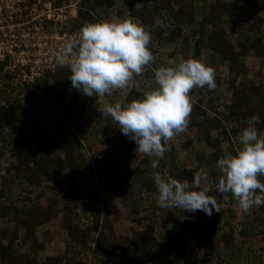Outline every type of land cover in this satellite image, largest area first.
<instances>
[{"label":"trees","instance_id":"1","mask_svg":"<svg viewBox=\"0 0 264 264\" xmlns=\"http://www.w3.org/2000/svg\"><path fill=\"white\" fill-rule=\"evenodd\" d=\"M138 2L141 5H138ZM113 4L112 0H84L78 10L77 18L71 25V32L79 31L85 23L101 21L95 13L99 10L108 13V9ZM245 6L264 10V0H129L131 20L145 25L150 30L149 48L153 54V61L144 67L141 74L134 75L123 89H112L103 97L84 95L82 100L77 99L80 91L71 87L68 79L71 73L67 65L56 73L47 72L40 79L38 91L42 95L33 93L30 94L33 100L29 98L24 100L19 98L20 91L14 86L16 79L5 74L2 70L3 64L0 63V98L4 105V114L0 117V165L5 156L15 159L6 170L7 177H15L14 188L23 187L32 192L33 188L42 184V177L49 171L55 174L59 183L72 181L76 173L84 169L88 160L82 151L84 145L82 137L87 136L82 132L83 126H86L85 104L93 102L92 105L100 109L106 104L119 102L124 105L134 99L142 98L145 91L157 87L149 80L154 75L155 69L167 65L169 60L175 61V58H179V61L187 58L202 61L209 53L217 54L219 58L218 66L214 69L215 81L216 85L226 84L227 81L229 87L227 86L226 92L230 95V104L234 107L231 113L238 111L246 123L252 115H259L260 122L256 124V128L261 133L264 130V80L256 83L250 70L253 61L248 63L247 58L264 57V18L257 15L251 21L245 20ZM224 15H232L233 20L225 22L222 19ZM238 27L242 29L244 42L237 43L232 37ZM169 45L174 46L175 50H171ZM191 46L195 48L194 55L190 53ZM232 73L234 75L229 77ZM210 93L212 91L206 86L197 87L192 93L197 99L195 101L191 99L187 126L182 133L168 142L164 157L159 160V166L155 170L161 176L167 170L169 173L175 171L181 174V181L186 180L191 183L193 180L191 170L177 156L179 145L187 148L186 153L190 157L209 164L213 163L212 155L197 150L194 142L196 137H199L209 146H217L220 140L212 138L210 130H204L203 135L201 132H196L194 137L189 134L192 128L202 125L201 117H206V97ZM45 96L52 99L51 102L57 103L71 96V100L67 102L68 108L62 110L64 118L59 120V124L54 123L57 108L47 101ZM32 101L44 105L42 110L46 114L44 122L34 121L29 116ZM216 119L213 117L211 121L212 128L218 127ZM69 121L75 126L80 124L78 133L71 132V140L65 129L61 128L62 123ZM96 121V127L95 125L93 127L105 129L111 136L115 135L113 131L115 125L112 124L111 117L103 115L99 110ZM27 128L41 129V133H44L42 139L38 135L41 133L36 130L27 135L25 133ZM118 131V138L114 136L115 143L113 140L109 152L96 158L94 164L100 172L104 168L109 173L108 179L112 181L111 184L103 187V191L119 194L123 189L126 191L131 189L137 203L145 204L146 200H143V196L156 195L151 168L153 158L137 153L134 141L123 135L119 128ZM54 134L61 136L59 142L52 143L54 137H57ZM58 149L59 153H56ZM141 155L143 158H140ZM107 160L110 161L109 165L106 164ZM140 161H147L145 168H141ZM129 168L133 171L126 173L128 171L126 169ZM4 177L0 176V199L5 198L4 200L9 202H2L1 217H7L11 213L9 203L13 200L12 194L6 196L5 188L1 184ZM259 179L264 182V176H260ZM72 185L70 191L77 183ZM208 188L207 194L217 201L221 212L214 210L212 215L208 216L202 211L182 214L181 209H172L168 216H164L157 210L150 212L146 209L141 216L135 217L140 228L133 231L134 237L127 238L126 245L116 238V224L111 217L115 215L122 221V208L114 207L113 202L109 200L110 194L107 193L105 198H101L99 195L77 191L74 194L75 205H78L79 199L82 202L81 206H75L79 213L73 215L71 220L65 218L64 230L59 236L65 242L69 243V240H73L74 243L81 245L95 258L94 263L97 260L102 261V255L110 251L109 263L135 264L136 258L143 254L146 248L155 246L153 254L158 259L157 264H191L186 244L187 236L192 232H200L199 241L204 246L208 264L214 263L215 256H221L222 259L224 254L231 250L229 256L238 258L237 264H252L248 256L234 255L235 235L237 232L245 238L264 235V214L257 216L253 206L245 212L242 220H236L237 215L230 198L232 194L217 191V178ZM30 199L24 197V201ZM39 200L40 198L36 197L35 204L31 203L30 207H24L25 205L15 207V214L11 218L14 228L12 231H6L4 237L0 238V264H59L64 259L58 256H46L43 260L40 259L42 251L36 249L37 236L34 229L51 223L59 216L60 211L56 203L45 207L37 203ZM181 215L185 218L181 219ZM220 218L224 219L222 225L218 224ZM157 224L161 228L166 227L163 234H159ZM21 230L26 232L24 238L19 235ZM96 232L95 246L86 245V241ZM224 259V262L219 264H232L227 257ZM66 263L77 264L71 259H66Z\"/></svg>","mask_w":264,"mask_h":264},{"label":"clouds","instance_id":"2","mask_svg":"<svg viewBox=\"0 0 264 264\" xmlns=\"http://www.w3.org/2000/svg\"><path fill=\"white\" fill-rule=\"evenodd\" d=\"M150 39L143 26L130 19L85 23L65 45L71 57V87L88 97H103L112 89H123L153 61ZM56 59L61 66L66 63L62 52L56 54ZM154 80L157 87L145 91L142 98L124 105L106 104L100 112L111 117L112 124L134 141L137 153L153 158L152 179L159 207L181 209L182 214L202 211L211 216L214 210L221 212L217 201L207 194L209 188L201 186L204 177L200 174L189 183L171 176L164 178L155 171L168 142L187 126L190 91L194 87L216 88L214 70L195 58L169 60L155 69ZM259 122L260 116L252 115L237 137L240 147L235 154L225 153L216 160L221 173L217 191L230 192L245 212L264 205V182L259 179L264 176V135L256 128ZM6 168V164L0 165V176L7 175Z\"/></svg>","mask_w":264,"mask_h":264},{"label":"rangeland","instance_id":"3","mask_svg":"<svg viewBox=\"0 0 264 264\" xmlns=\"http://www.w3.org/2000/svg\"><path fill=\"white\" fill-rule=\"evenodd\" d=\"M113 5L110 6L108 9V13H102L103 11L99 10L97 13H95V16L99 18L101 21L104 20H112V21H119V20H124V19H130L129 17V0H112ZM138 5H141L140 2H138ZM71 9H75L72 7ZM102 16H101V15ZM245 20H253L255 16L260 15L264 16V12L260 9L257 11V13L249 12V9H245ZM76 16V13L75 15ZM77 17H71L70 20V25L73 24ZM225 22H230L233 20L232 15H225L222 17ZM143 26L144 30L150 34V30L148 27L145 25L140 24ZM70 29V28H69ZM241 28L238 27L235 31V33L232 35L233 39L235 42H244L245 40L241 38L240 32ZM237 32V33H236ZM8 34V33H7ZM15 35L18 38H21L22 40H25L26 43L30 44L31 42H42L43 40L40 38L38 40V37L45 36V33H37V34H28V33H15ZM34 36V39L33 37ZM10 34H8L6 37H4V43L2 46L4 48H10ZM18 42L20 39H17ZM56 41L55 38L50 39ZM26 51V54L30 52L32 55L35 56V59L38 60L39 56V49L37 46H34L32 48H26L24 45L21 46ZM171 50H175L174 46H170ZM194 46L190 47V50H192L190 53L194 55ZM185 51V50H184ZM17 54H20L19 51H17ZM25 56V54H21ZM185 55V52H184ZM21 58V57H20ZM219 56L215 53H209L207 56L205 55V58L201 61L204 63L206 66L211 67L212 69L215 67L217 68ZM251 60H255V64H264V57L257 58V57H248L247 61L248 63ZM175 62H180L179 58H175ZM254 65V63H252ZM251 66V65H250ZM62 67H58L56 72L61 70ZM213 69V70H214ZM251 74L253 73V76L255 78L256 83H259L263 80V76L261 74H258V71H255L254 68L251 67ZM254 70V72H253ZM50 72V71H48ZM56 72H50V73H56ZM47 74V73H46ZM234 74H229V77H232ZM228 76V75H227ZM259 76V77H258ZM16 81L19 79V72L15 75ZM152 82L155 83L154 80V75H152L151 78H149ZM156 84V83H155ZM16 90L18 89L24 91L23 96H20L19 98H22L26 100L29 98L30 100L34 99L30 96V94L33 93H39V82L37 83V88L35 90H30L33 89V86L31 85H25L21 86L19 83L17 85H14ZM229 85L227 84H217L215 89H212V93H210L206 97V117H201L202 119V125L200 127H194L191 129V136L194 137L195 133H200L203 135L204 130H210L211 131V137L214 139L220 140L217 146H209L204 140H201L199 137H196V140L194 142V147L197 148V150L203 152V154L209 153L212 155V161L213 163L209 164L204 161H198L194 159L192 156L190 157L186 152V147L179 145L177 148V156L184 161L186 167L191 170L193 176L196 174H200L201 177H204L201 180V186L202 187H209L212 185V183L216 182V178L221 175L219 172L217 166H216V160L224 155L225 153H231L234 154L236 150L239 148L238 142H237V137L239 133L247 127V123L243 120L242 115L240 116L238 114V111L236 113H231V111L234 109L233 105L230 104V95L226 92L227 88ZM30 89H29V88ZM197 87H194L189 95L190 98L195 101L197 99V96L192 93L196 90ZM27 89V92L26 90ZM29 89V90H28ZM230 90V89H229ZM34 91V92H33ZM231 92V90H230ZM126 94V91L124 92ZM21 94V93H20ZM42 95V93H39ZM79 97L77 99L82 100L84 95L79 92ZM15 97V96H14ZM46 100L49 101L50 103L54 104L56 106L55 110V121L54 123L59 124V120L64 118L63 111L64 108H68L67 102L70 101L71 96H68L64 100H60V103H57L56 101L51 102L52 99L49 97L45 96ZM33 102V101H32ZM93 102H87L85 104V120L84 124L86 125L85 127L83 126L82 132L83 134L87 135L86 137H82V142H83V153L85 156L88 158L86 166H84V169L81 172L76 173V177L72 181H64L62 183H59L56 181V176L53 174L51 171H49L47 174H45L42 177V184L39 187L33 188L32 192L29 189L19 187V188H14L13 186V180L15 177L9 178L7 175H5L4 180L2 181V186L5 188V194L6 196L8 194H12V199L10 200V205H11V213L7 217H1L0 216V238L4 237V234L6 231H12L14 228V223L11 221L12 216L15 214V207L16 206H21L25 205L24 207H30L31 203L35 204L36 197H39L40 200L37 201V203L43 205V206H48L49 204L53 203L57 205L60 213L57 218L54 219L53 222L49 223L48 225H42L35 227L34 232L36 233L35 235L37 236V244H36V249L39 251H42L40 259L43 260L46 256H58L64 258L59 264H67L66 259H71L72 261L76 262L77 264H112L109 263V258H111V252L109 251L106 254H103L102 261L97 260L95 262V258L91 255L88 254L84 248H82L81 245L78 243H74L73 240H69L68 242H65L63 238L59 236V233L64 230L65 226V218L68 220H71L73 215H76L79 213V211L76 210L75 206H81L82 202L79 199L78 205H75V198L74 194H76L77 191H83L89 194L93 195H99L101 198H105L107 193L110 194L109 200L113 202L114 207L117 208H122V221L119 220V218L115 215H113L111 218L113 222L116 224L115 225V234L117 240H119L120 243L127 244V238L134 237L135 233L133 232L135 229H139L140 225L137 224L135 221V217L138 218L141 216L142 213H144V210L148 209L151 211H158L161 215L163 214L164 216H168L170 211L172 209L168 208H161L157 205L156 199L153 195H145L143 196V200H146L145 204L142 203H137L135 196L133 195V192L131 189L122 190L119 194L114 193V192H106L103 191V187H106L108 184H111L110 180L108 179L109 173L104 170L99 171L97 166H95V161L96 158L101 156L102 154H106L109 152L111 143L114 140V136H117L118 138V127H114V136H111L108 134L105 129H99L95 128L97 124V113L99 112V109L92 105ZM100 104V102L98 103ZM102 105V103H101ZM3 101L0 98V117L4 114V107H3ZM43 106L39 103L35 104L33 102L30 104V109H29V116L32 117V120L34 121H42L44 122L46 120V114L42 112ZM99 107V105H98ZM100 108V107H99ZM66 115V114H65ZM213 117H216L218 120V127L212 128V119ZM78 124V123H77ZM95 125V127H93ZM78 125H73L72 122H66L61 124V128L65 129V132L68 133V138L71 140V132L73 134L78 133L79 130ZM34 130L36 132H42L41 129H33V128H27L25 133L27 135H30ZM70 132V133H69ZM44 133L38 134L40 135V139H42ZM264 135V130L260 133ZM54 140L52 143H56L57 141L61 140V136L59 137L58 135L54 134ZM84 136V135H82ZM118 140V139H117ZM25 142V141H24ZM115 143V140H114ZM34 150V149H32ZM56 153H59V149L56 150ZM140 158H143V155L140 156ZM12 160H15L14 158L11 159L9 156H5L2 159L1 164H6L7 168H9L12 165ZM107 165L110 164V161L107 160ZM141 168H145L147 165V161H140ZM106 166V165H105ZM6 168V170H7ZM128 170L126 173H131L133 170L132 168L126 169ZM100 172V173H99ZM8 174V172L6 171ZM13 173V172H12ZM111 174V173H110ZM170 175L173 178H177L181 180V174L176 173L175 171L173 172H167L164 171L162 177L166 178ZM14 176V175H13ZM217 176V177H216ZM77 183L76 186H74L73 190L70 191V189L73 187L72 184ZM24 197H30V201L26 200L24 201ZM232 200V204L234 207V210L236 212L237 218L236 220H242V218L245 215V211L239 206V202L233 198V196H230ZM5 199V198H4ZM0 199V207L2 206V202H9V200H4ZM16 200V201H15ZM147 206V207H146ZM255 210L257 212V216L259 214H264V205L261 207L257 208L255 207ZM76 211V212H75ZM104 211V215H105ZM157 221V218H155ZM218 224L222 225L224 224V219L220 218L218 219ZM159 234H163L166 230V227L161 228L159 224H157ZM170 228V227H168ZM228 230V229H227ZM20 237L24 238L26 235L25 230L20 231ZM97 232L93 233L89 240L86 241V245L88 246H95V238H96ZM10 236V235H9ZM236 244H234V255H240V256H248V258L252 261V264H264V235L260 234L255 237L251 238H245L242 236L240 233H236ZM201 237L200 232H192V234L187 236V248L189 251V259L191 264H208V257L204 253V246L200 243L199 239ZM8 238V237H7ZM43 246V247H42ZM49 248L47 249V247ZM155 246H151L146 248L145 252L143 254L139 255L136 258L135 264H157V257L153 254ZM232 252L228 251L226 254H224V257H227L229 261H231L232 264H237L236 261L238 260L233 257H230L229 254ZM215 256L213 258L214 263L217 264L224 262V257L221 259L220 257H217L216 261ZM222 260V261H221ZM254 261H257L254 263Z\"/></svg>","mask_w":264,"mask_h":264},{"label":"built area","instance_id":"4","mask_svg":"<svg viewBox=\"0 0 264 264\" xmlns=\"http://www.w3.org/2000/svg\"><path fill=\"white\" fill-rule=\"evenodd\" d=\"M84 0H0V63L6 62L5 70L13 73L19 72V83L21 86L32 85L37 88V83L48 71L56 72L58 67L68 65L71 57L65 47L78 32H71V17L78 16V10ZM74 7L75 9H71ZM76 16H73L75 15ZM10 34V48H4V37ZM15 33L37 34L45 33L41 38L42 42L26 43L18 38ZM34 39V36H32ZM55 38L56 41L50 39ZM17 39H20L18 42ZM37 46L39 58L21 48ZM17 51L20 54H17ZM62 52L65 55L66 63L59 65L56 54ZM25 54V56L21 55ZM21 57V58H20ZM4 70V71H5ZM28 89V90H29ZM27 92V89H25ZM20 91L23 96L24 91ZM34 92V91H33Z\"/></svg>","mask_w":264,"mask_h":264},{"label":"crops","instance_id":"5","mask_svg":"<svg viewBox=\"0 0 264 264\" xmlns=\"http://www.w3.org/2000/svg\"><path fill=\"white\" fill-rule=\"evenodd\" d=\"M245 9H249V12L251 11V12H253V13H257V11L258 10H255V9H253V8H251V7H249V6H245V8H244V14H245ZM263 12H264V10L263 9H261ZM225 16V15H224ZM263 18H264V16H262ZM237 33V32H236ZM240 33V35H241V38H243V35H242V29H241V31L239 32ZM253 60H251L250 62H252ZM253 63H254V65L252 64V68H254L255 69V71H258V74H261L263 77V80H264V64H255V60L253 61ZM214 69V68H213ZM254 71V70H253ZM259 77V76H258ZM54 221V220H53ZM52 221V222H53ZM45 226V225H44ZM36 234V233H35ZM49 248V246L47 247V249Z\"/></svg>","mask_w":264,"mask_h":264},{"label":"flooded vegetation","instance_id":"6","mask_svg":"<svg viewBox=\"0 0 264 264\" xmlns=\"http://www.w3.org/2000/svg\"><path fill=\"white\" fill-rule=\"evenodd\" d=\"M5 66H6V62L3 63V68H2L3 72H4L5 74H9V75H11V76H14V78H15L16 72L13 73L11 70H10V71L5 70ZM4 70H5V71H4Z\"/></svg>","mask_w":264,"mask_h":264}]
</instances>
